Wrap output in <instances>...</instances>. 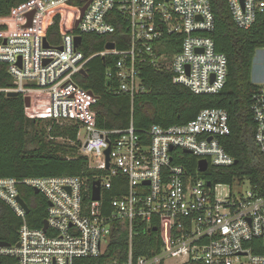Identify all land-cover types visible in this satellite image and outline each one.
<instances>
[{"label": "built area", "instance_id": "built-area-1", "mask_svg": "<svg viewBox=\"0 0 264 264\" xmlns=\"http://www.w3.org/2000/svg\"><path fill=\"white\" fill-rule=\"evenodd\" d=\"M227 1L239 28L249 29L264 15V0ZM15 11L22 14L15 16L14 28L0 23L7 27L0 29V64H6L12 77V85L1 90L22 94L26 112L32 109L34 118L77 124L80 152L89 158L90 167L105 174L97 179L100 200L92 199L95 181L90 185L78 176L0 177V199L22 219L17 242L0 245V264H74L103 254L111 235L122 227L130 230L127 264H166L169 259L174 264H264V196L245 179L238 183L249 185L246 192L229 191L221 197L216 190L221 184L208 185L202 176L211 167L235 163L221 142L231 132L225 108H204L187 123L153 124L142 132L133 122L124 129L105 130L97 126L92 107L99 97L77 81L87 74L94 56H117L108 76L114 91L132 99L148 91L145 65L170 71L174 83L196 94L218 93L226 85L229 61L210 35L215 28L210 0H28L9 17ZM32 11V25L27 26ZM113 12L127 23L130 46L121 50L108 41L114 49L105 46L85 55L76 37L115 33ZM57 17L61 40L51 44L47 33ZM250 108L254 140L264 157V82ZM176 150L207 160V171H198V162L195 173L175 162ZM20 186L38 189L47 199L46 230L44 224L37 228L28 223V212L19 201L24 199ZM114 188L120 194L106 202L103 194ZM136 219L150 229L159 219L165 227L167 240L159 254L134 259Z\"/></svg>", "mask_w": 264, "mask_h": 264}, {"label": "trees", "instance_id": "trees-1", "mask_svg": "<svg viewBox=\"0 0 264 264\" xmlns=\"http://www.w3.org/2000/svg\"><path fill=\"white\" fill-rule=\"evenodd\" d=\"M28 0H0V18L8 17L13 10ZM215 16V28L210 33L219 52L228 57V79L225 87L214 94H196L184 85L173 82V74L164 69L145 65L143 78L148 91L133 99L114 91L113 78L108 76L110 63L116 57L94 56L87 64V74L79 75L81 87L93 91L99 100L92 105L97 112V126L105 130L124 129L132 122L139 132L153 124L169 127L194 119L204 108H225L230 117L231 132L221 138L225 150L234 158L231 166L211 167L202 176L212 183L233 185L249 180L251 187L264 196V157L254 140L255 122L251 112L252 96L259 85L251 79L256 51L264 48V15L249 29L239 28L232 17L227 0H210ZM116 32L110 35L83 34L79 50L91 56L105 50L108 41L117 48L130 46V35L123 16L113 12ZM0 26V29H6ZM51 44H59L61 34L59 17L47 33ZM179 49H171L175 53ZM12 85L6 64H0V177L24 179L28 177L78 176L93 183L104 175L103 170L90 167L89 158L80 152L79 126L74 123L58 124L48 120L29 118L22 94L8 95L1 89ZM113 137V136H112ZM63 139L69 143L58 141ZM73 143V144H72ZM175 162L184 163L196 172L197 158L176 150ZM118 180H115V185ZM20 192L30 206L27 220L30 226L41 228L47 215L48 201L42 193L20 186ZM120 193L114 188L103 194L109 201ZM22 219L0 199V241L15 244ZM156 228V230H155ZM132 251L136 260L141 256L159 254L167 235L159 219L151 229L147 222L136 219L132 230ZM130 230L119 228L111 235L106 251L97 256L76 259L74 264H127L130 252ZM185 264H203L189 261Z\"/></svg>", "mask_w": 264, "mask_h": 264}, {"label": "rangeland", "instance_id": "rangeland-1", "mask_svg": "<svg viewBox=\"0 0 264 264\" xmlns=\"http://www.w3.org/2000/svg\"><path fill=\"white\" fill-rule=\"evenodd\" d=\"M17 14H22V12H17L15 11L14 16L11 18L9 17L8 19H4V20H0V23H11V27L14 28L16 25V21H14L15 16ZM251 79L254 83H256L257 85L261 84L264 82V48H260L256 51V54L254 56L253 59V65H252V71H251ZM35 112L30 109L28 107L27 109V117L29 118H34ZM48 119H43L42 123L40 125H38V128L41 129L42 127L45 126V124L47 123ZM58 141L62 142V143H69L68 141H64L63 139H59ZM73 144V143H72ZM198 162V159H197ZM249 189V185L247 183L243 184V185H239L238 181H236L233 185H227V184H221L218 185L216 187L217 193L219 194V196L223 197L224 195H226L229 191H233L235 192H246ZM166 264H174V260L173 259H169L167 260Z\"/></svg>", "mask_w": 264, "mask_h": 264}, {"label": "water", "instance_id": "water-1", "mask_svg": "<svg viewBox=\"0 0 264 264\" xmlns=\"http://www.w3.org/2000/svg\"><path fill=\"white\" fill-rule=\"evenodd\" d=\"M35 15V12L32 11V12H29L27 14V17H28V25L27 26H31L32 25V20H33V17ZM82 41V37L81 36H78L76 37V45H78L80 42ZM6 42V41H5ZM45 44L48 46V42L45 40ZM107 49H114L115 47V44L114 43H108L106 45ZM83 74H86V71H82ZM8 95H18L17 92H10L8 93ZM185 152L189 153L188 150H185ZM106 155H107V167H109V161H110V148L107 149L106 151ZM208 169V162L207 160L205 159H201L198 161V171L200 172H206ZM212 183L209 181L208 182V185H211ZM35 192L36 193H39V190L38 189H35ZM87 196V193L85 195V198ZM100 196H101V191H100V181L99 180H96L94 182V185H93V188H92V199L93 200H100ZM19 201L21 202V204L24 206V208L26 209L27 212L30 211V206L24 201V199H22V197H19ZM48 228V222L47 220L44 221V230H46ZM156 230V228H155ZM0 245L1 246H9L10 243L8 242H4V241H0Z\"/></svg>", "mask_w": 264, "mask_h": 264}, {"label": "crops", "instance_id": "crops-1", "mask_svg": "<svg viewBox=\"0 0 264 264\" xmlns=\"http://www.w3.org/2000/svg\"><path fill=\"white\" fill-rule=\"evenodd\" d=\"M9 18V16L8 17H3V18H0V20H4V19H8ZM35 191V190H34Z\"/></svg>", "mask_w": 264, "mask_h": 264}]
</instances>
